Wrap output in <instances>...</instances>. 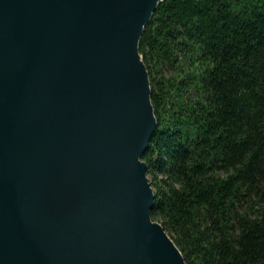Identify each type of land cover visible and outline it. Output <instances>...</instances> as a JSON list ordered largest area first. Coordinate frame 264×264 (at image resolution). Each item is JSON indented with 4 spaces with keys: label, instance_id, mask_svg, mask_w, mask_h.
<instances>
[{
    "label": "water",
    "instance_id": "1",
    "mask_svg": "<svg viewBox=\"0 0 264 264\" xmlns=\"http://www.w3.org/2000/svg\"><path fill=\"white\" fill-rule=\"evenodd\" d=\"M161 1L0 0V264H187L142 158Z\"/></svg>",
    "mask_w": 264,
    "mask_h": 264
},
{
    "label": "trees",
    "instance_id": "2",
    "mask_svg": "<svg viewBox=\"0 0 264 264\" xmlns=\"http://www.w3.org/2000/svg\"><path fill=\"white\" fill-rule=\"evenodd\" d=\"M139 52L152 219L187 264H264V0H162Z\"/></svg>",
    "mask_w": 264,
    "mask_h": 264
},
{
    "label": "rangeland",
    "instance_id": "3",
    "mask_svg": "<svg viewBox=\"0 0 264 264\" xmlns=\"http://www.w3.org/2000/svg\"><path fill=\"white\" fill-rule=\"evenodd\" d=\"M148 176V175H147ZM148 178H149V176H148Z\"/></svg>",
    "mask_w": 264,
    "mask_h": 264
}]
</instances>
